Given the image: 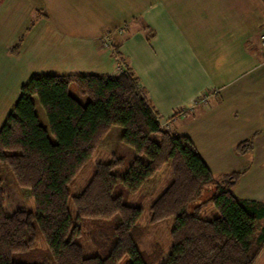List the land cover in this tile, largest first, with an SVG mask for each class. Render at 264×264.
Instances as JSON below:
<instances>
[{
    "label": "trees",
    "instance_id": "trees-1",
    "mask_svg": "<svg viewBox=\"0 0 264 264\" xmlns=\"http://www.w3.org/2000/svg\"><path fill=\"white\" fill-rule=\"evenodd\" d=\"M163 122L127 64L117 74L33 75L0 128V163L29 191L34 209L7 211L0 175V264H254L264 249V202L236 195L244 172L215 175L194 141ZM114 128L135 152L131 163L118 172L125 157L112 151L73 192L78 174ZM253 148L254 137L236 150ZM166 164L171 179L149 213L151 223L174 218L164 259L159 241L151 249L140 246L147 227L141 203L131 196ZM210 203L217 212L208 219L201 212ZM85 235L94 251L81 242Z\"/></svg>",
    "mask_w": 264,
    "mask_h": 264
},
{
    "label": "crops",
    "instance_id": "crops-1",
    "mask_svg": "<svg viewBox=\"0 0 264 264\" xmlns=\"http://www.w3.org/2000/svg\"><path fill=\"white\" fill-rule=\"evenodd\" d=\"M50 1L61 8L52 11ZM45 6L0 0V128L33 75L116 74L117 48L164 122L194 141L215 175L244 172L236 195L264 202V0H46ZM214 89L207 106H195ZM191 107L194 113L176 120V111ZM252 137L254 148L238 153L237 145ZM263 257L264 249L254 264Z\"/></svg>",
    "mask_w": 264,
    "mask_h": 264
},
{
    "label": "rangeland",
    "instance_id": "rangeland-1",
    "mask_svg": "<svg viewBox=\"0 0 264 264\" xmlns=\"http://www.w3.org/2000/svg\"><path fill=\"white\" fill-rule=\"evenodd\" d=\"M41 2V5L46 4V0H39ZM50 5H53L51 7L52 11H56L59 8H61V5L59 4V8L57 6H54V1H50ZM46 8V6H45ZM41 21V20H40ZM40 23V22H39ZM39 23L37 25H39ZM151 31V27L147 29L149 32ZM105 42L104 46L109 48L111 46V39H110V33H105ZM110 45V46H109ZM51 57H49L50 59ZM119 59V58H118ZM118 71L117 73H120L126 68V65L122 64V62L119 60ZM138 67H141L138 65V61L135 62ZM87 65V63H86ZM115 65V64H114ZM84 66V65H82ZM88 68V65H87ZM147 69V67H143V70ZM149 69V67H148ZM150 78V77H149ZM73 93H75L77 96L80 95L78 93L77 87L74 85L72 87ZM145 89V88H144ZM146 92V90H145ZM211 92V90H209ZM205 93V92H204ZM204 93H201L198 98L202 97ZM215 95H213L212 98L208 100L206 104L197 105L196 107H205L209 104L210 100L214 98ZM87 100V97H84ZM197 98V99H198ZM194 107L191 108H183L178 111H176L175 118L176 120H185L189 112L194 113ZM186 111L184 117H181V115L178 114V112ZM37 112L40 116L41 122L43 124L47 123L46 115L43 110V108L40 105H37ZM183 118V119H182ZM173 117L171 118L170 125L175 121H172ZM172 128V127H171ZM119 135H118V129H113L109 135H107L102 143L97 148V151L95 152L94 156L90 159V161L85 165V167L80 171L78 174L75 184L73 186V192L79 191L85 183L88 181V179L91 177L94 166L96 161L99 160H109L110 155L112 151H117L119 154L123 155L125 157V166L122 169H118V172H123L131 163L132 159L135 156L134 150L129 147L128 145L119 142ZM0 175L4 179V191H5V206L7 211H13L17 208H31L34 209V201L32 198H30L29 191H27L26 188L20 187L18 183L15 180V176L9 166L4 163H0ZM171 179V167L169 164H166L158 171L151 179L147 181L145 185L136 193L132 194L131 200L137 201L141 203V206L143 208V213L141 216V223L147 227V231L145 232L141 247L142 248H152L153 242L159 241L163 247H165L166 251L164 254V259L167 258L169 254V247L171 244V236L170 231L174 225V218H166L164 220H161L159 222L151 223L149 221V213H150V206L152 201L165 189L166 185L169 183ZM211 193V191H210ZM208 195H204L202 198L206 199ZM204 200H201L200 202H203ZM200 202H197L196 204H199ZM70 209L72 212H75V207L73 205V202L70 200L69 203ZM216 209L215 206L210 203L207 204L204 209L201 212L202 217L211 219L216 215ZM117 218V217H115ZM87 235L81 238V242L83 241L87 248H89V251H94L91 242L86 240ZM39 242L42 247H45V244L43 242V239L41 237V234L39 235ZM89 254V253H88ZM264 259V257H263ZM262 259V260H263ZM128 262V259H125L120 264H126ZM262 264H264V261H261Z\"/></svg>",
    "mask_w": 264,
    "mask_h": 264
},
{
    "label": "built area",
    "instance_id": "built-area-1",
    "mask_svg": "<svg viewBox=\"0 0 264 264\" xmlns=\"http://www.w3.org/2000/svg\"><path fill=\"white\" fill-rule=\"evenodd\" d=\"M260 40H261L262 45H264V31H263V32L261 33V35H260ZM109 46H110V45H109ZM217 92H218V89H214V90H212L211 92L206 91V92L203 94L202 97L196 99V101H195V106H197V105H202V104H206V103L208 102V100H209L213 95H215ZM178 114L181 115V117H184L185 114H187V113H186V111H184V112H183V111H181V112L179 111ZM163 126L168 127V125H167L166 122H163Z\"/></svg>",
    "mask_w": 264,
    "mask_h": 264
}]
</instances>
